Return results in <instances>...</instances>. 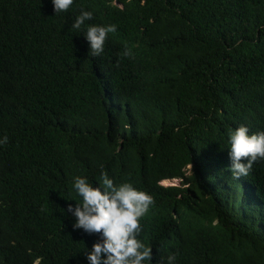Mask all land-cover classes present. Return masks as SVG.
I'll use <instances>...</instances> for the list:
<instances>
[{"label": "trees", "instance_id": "16d2710c", "mask_svg": "<svg viewBox=\"0 0 264 264\" xmlns=\"http://www.w3.org/2000/svg\"><path fill=\"white\" fill-rule=\"evenodd\" d=\"M92 25L116 26L100 56ZM240 126L264 131V0H0V264H88L99 235L67 208L102 172L154 198L142 264H264V161L229 170Z\"/></svg>", "mask_w": 264, "mask_h": 264}, {"label": "clouds", "instance_id": "9594fccd", "mask_svg": "<svg viewBox=\"0 0 264 264\" xmlns=\"http://www.w3.org/2000/svg\"><path fill=\"white\" fill-rule=\"evenodd\" d=\"M54 13L66 12L73 0H52ZM91 12L82 11L72 25L81 29L85 21L91 20ZM116 31L115 25L89 26L85 39L93 56H100L109 33ZM125 57L131 52L125 46ZM230 172L234 179L248 176L253 164L264 161V131L249 135L245 126L229 130ZM8 137L0 139V144H7ZM102 187H93L87 178L76 177L74 188L81 198L75 207L69 205L67 212L75 217L74 229H82L86 234H98L99 239L87 254L88 264H142L151 261L152 249L145 246L138 236L142 231L140 219L154 204V198L139 191L131 183L115 185L104 172L100 177ZM169 181V180H168ZM176 255L168 257V264H174Z\"/></svg>", "mask_w": 264, "mask_h": 264}, {"label": "rangeland", "instance_id": "374dc122", "mask_svg": "<svg viewBox=\"0 0 264 264\" xmlns=\"http://www.w3.org/2000/svg\"><path fill=\"white\" fill-rule=\"evenodd\" d=\"M186 170H187V173H189V171H190V166H188V167L186 168ZM161 184L164 185V186H176V185L179 186L180 181H179V180H176L175 183H173L172 181H171V182H168V183L164 182V184H163V182H161Z\"/></svg>", "mask_w": 264, "mask_h": 264}, {"label": "bare ground", "instance_id": "6f19581e", "mask_svg": "<svg viewBox=\"0 0 264 264\" xmlns=\"http://www.w3.org/2000/svg\"><path fill=\"white\" fill-rule=\"evenodd\" d=\"M164 182H166V183H168V182H171V181H164ZM164 182H163V184H164ZM173 183H175L176 182V180H174V181H172Z\"/></svg>", "mask_w": 264, "mask_h": 264}, {"label": "water", "instance_id": "95a60500", "mask_svg": "<svg viewBox=\"0 0 264 264\" xmlns=\"http://www.w3.org/2000/svg\"><path fill=\"white\" fill-rule=\"evenodd\" d=\"M177 186V185H176Z\"/></svg>", "mask_w": 264, "mask_h": 264}]
</instances>
